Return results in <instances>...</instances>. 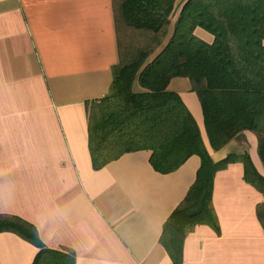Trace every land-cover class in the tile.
I'll return each instance as SVG.
<instances>
[{"label":"crops","instance_id":"obj_1","mask_svg":"<svg viewBox=\"0 0 264 264\" xmlns=\"http://www.w3.org/2000/svg\"><path fill=\"white\" fill-rule=\"evenodd\" d=\"M119 62L115 0H0V214L30 222L48 248L74 252L76 264H175L161 237L201 158L161 173L152 152L141 150L94 169L87 103L109 94ZM169 88L194 115L215 161L248 152L264 176L254 132L215 151L191 81L174 78ZM263 203L241 161L219 170L220 232L197 225L181 264H264ZM38 252L22 236L0 232V264H33Z\"/></svg>","mask_w":264,"mask_h":264},{"label":"trees","instance_id":"obj_2","mask_svg":"<svg viewBox=\"0 0 264 264\" xmlns=\"http://www.w3.org/2000/svg\"><path fill=\"white\" fill-rule=\"evenodd\" d=\"M115 2L120 62L109 94L87 103L93 167L141 150L152 152L151 164L161 173L178 170L193 155L201 158L194 185L161 237L173 262L181 264L185 238L197 225L220 232L213 208L217 172L241 161L246 181L262 193L264 176L248 152L215 161L194 115L169 86L178 77L191 81L215 151L252 131L264 163V0ZM258 216L264 226V203ZM0 232L35 244L33 264H76L74 252L48 248L37 228L20 217L0 214Z\"/></svg>","mask_w":264,"mask_h":264},{"label":"rangeland","instance_id":"obj_3","mask_svg":"<svg viewBox=\"0 0 264 264\" xmlns=\"http://www.w3.org/2000/svg\"><path fill=\"white\" fill-rule=\"evenodd\" d=\"M179 1H183V0H179ZM178 14V13H177ZM202 107V106H201ZM202 109V108H201ZM243 134V133H242Z\"/></svg>","mask_w":264,"mask_h":264}]
</instances>
